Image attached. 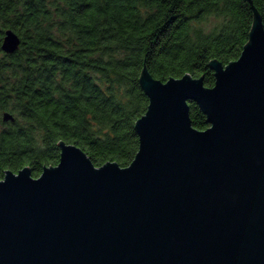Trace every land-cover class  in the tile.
<instances>
[{
	"label": "water",
	"instance_id": "water-1",
	"mask_svg": "<svg viewBox=\"0 0 264 264\" xmlns=\"http://www.w3.org/2000/svg\"><path fill=\"white\" fill-rule=\"evenodd\" d=\"M240 58L204 78L156 80L126 168L96 167L73 144L34 178L0 181V264H264V24L257 10ZM21 39L5 32L1 50ZM207 117L194 128L190 103ZM4 122L15 118L5 113Z\"/></svg>",
	"mask_w": 264,
	"mask_h": 264
},
{
	"label": "trees",
	"instance_id": "trees-1",
	"mask_svg": "<svg viewBox=\"0 0 264 264\" xmlns=\"http://www.w3.org/2000/svg\"><path fill=\"white\" fill-rule=\"evenodd\" d=\"M254 10L264 24V0H0V181L25 168L39 178L59 164L60 143L96 167L130 166L149 107L144 67L162 82L190 75L213 88L210 63L240 58ZM7 30L21 39L14 54L1 50ZM190 115L197 130L210 127L194 102Z\"/></svg>",
	"mask_w": 264,
	"mask_h": 264
},
{
	"label": "rangeland",
	"instance_id": "rangeland-1",
	"mask_svg": "<svg viewBox=\"0 0 264 264\" xmlns=\"http://www.w3.org/2000/svg\"><path fill=\"white\" fill-rule=\"evenodd\" d=\"M216 22H217V20H215L214 18H212V19L209 21V23L205 24V27H206L207 29H210V28L213 27V25H214Z\"/></svg>",
	"mask_w": 264,
	"mask_h": 264
}]
</instances>
